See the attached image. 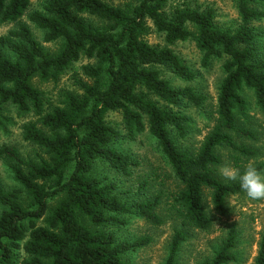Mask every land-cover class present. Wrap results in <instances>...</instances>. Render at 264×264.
I'll return each mask as SVG.
<instances>
[{
  "label": "trees",
  "instance_id": "16d2710c",
  "mask_svg": "<svg viewBox=\"0 0 264 264\" xmlns=\"http://www.w3.org/2000/svg\"><path fill=\"white\" fill-rule=\"evenodd\" d=\"M34 0H0V27L15 29L0 37V133H8L13 115L32 118L22 126V138L35 155L0 144V163L15 186L0 178V264H131L132 254L148 246L149 238L122 240L119 233L129 218L154 226L164 221L158 211L161 197L125 201L115 181L95 174L100 164L126 177L139 161L121 152L119 144L147 134L155 140L180 190L172 210L182 221L176 230L165 264H178L187 241L185 227L211 230L213 215L229 213V199L246 195L238 181L224 182L218 170L220 151L230 150L237 168L242 158L257 152L242 141L256 142L258 134L242 126L250 109L246 91L254 93L264 112V0H232L240 22L221 27L213 9L188 5L169 8L172 0H128L115 6L106 0H44L31 12ZM43 33L38 42L29 24ZM155 31L165 46L149 43ZM193 41L208 65L224 59L225 78L218 90L216 126L196 151L181 141L192 132L188 111H200L208 98L190 84L197 74L172 48ZM77 91L64 92L54 104L44 83L56 86L76 66ZM164 72L188 86L175 88ZM118 114L121 124L108 121ZM257 168L263 172L264 163ZM206 192L213 206L208 210ZM239 234L230 226L222 246L203 264H231ZM254 264H264V232Z\"/></svg>",
  "mask_w": 264,
  "mask_h": 264
},
{
  "label": "rangeland",
  "instance_id": "374dc122",
  "mask_svg": "<svg viewBox=\"0 0 264 264\" xmlns=\"http://www.w3.org/2000/svg\"><path fill=\"white\" fill-rule=\"evenodd\" d=\"M106 1L115 6H123L128 2V0ZM43 2L44 0H34L31 12L39 10ZM184 5L202 10L213 9L216 14V22L223 28H235L240 22L236 3L232 0H172L168 9H170V6L175 8ZM23 22L30 25L35 39L48 50L56 51L58 49V44L44 43L43 33L30 23L27 16L23 19ZM258 26L263 31L259 37V47L264 55V22L258 24ZM13 29H15L14 25L0 27V37L7 35ZM147 39L150 44L155 46L164 47L166 45L163 37L153 30ZM172 48L197 74L196 80L190 85L208 98L203 110L197 111L194 108L187 110L194 122L190 136L182 140L181 145L186 149L196 151L216 126L215 118L217 116L214 111L217 105L218 90L225 78L223 71L225 60L214 59L208 65H205L202 61V54L193 41L180 42ZM87 63L89 62L84 60L78 64L76 66L78 75L74 74V72H69L57 86L53 83L41 85L42 90L47 92L54 104L59 102L64 92L77 91L78 87L75 85L74 75L82 78L79 74L81 73L80 68ZM164 73L166 79L175 88L188 86V83L175 77L173 73ZM245 95L249 101L250 109L248 117L242 120V126L255 131L258 134V140L252 142L238 139V142L252 147L257 152V156L251 159L242 158L240 164L243 167L249 161H252L258 166L264 163V112L257 107L253 92L246 91ZM12 117L14 118V123L13 125H8V133H0V144L14 146L23 154L34 156L33 147L25 143L22 138V126L31 121L32 118L18 119L15 114ZM108 121L118 125L121 124V118L118 114L109 115ZM117 147L121 152L131 154L139 161L140 165L134 168L133 175L126 177L113 171L106 164H100L95 174L104 180L115 181L119 186L118 192L122 193L125 201L129 198L132 200L145 198L144 194L139 193V189L144 181L148 182L145 192L151 199L161 197V206L158 213L164 221L162 226H154L142 218L130 217L128 219L130 224L120 231L119 236L122 240H137L141 238H149L151 240L148 246L132 254L130 258L131 264H165L175 231L183 229L182 221L177 217L176 212L172 210L174 197L180 190L179 183L175 179L171 168L159 153L155 140L147 134L140 136L135 142L127 140ZM220 153L223 165L218 170L219 176L224 182H232L234 180H228L221 174V169L223 167L237 168L232 158V155L235 156V154L228 149H223ZM0 178L8 189L15 186L11 176L1 163ZM206 202L208 210L211 212L210 214L213 215V206L210 195L207 192ZM212 219L214 224L209 231H200L190 227L184 228L187 233V241L182 245L178 253V264H203L206 261H210L214 257L215 252L222 246L230 226L233 225L237 227L239 239L238 245L234 250L237 261L231 264H254L264 232V199L250 200L246 195L234 196L229 199L228 216L220 218L213 215ZM17 259L19 264L23 260V254Z\"/></svg>",
  "mask_w": 264,
  "mask_h": 264
},
{
  "label": "clouds",
  "instance_id": "9594fccd",
  "mask_svg": "<svg viewBox=\"0 0 264 264\" xmlns=\"http://www.w3.org/2000/svg\"><path fill=\"white\" fill-rule=\"evenodd\" d=\"M221 174L228 180L238 181L240 189L250 200L264 199V172L255 163L249 161L243 170L234 167H223Z\"/></svg>",
  "mask_w": 264,
  "mask_h": 264
}]
</instances>
